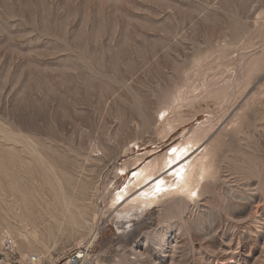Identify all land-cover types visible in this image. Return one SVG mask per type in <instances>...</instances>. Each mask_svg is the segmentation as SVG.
I'll list each match as a JSON object with an SVG mask.
<instances>
[{"label": "rangeland", "instance_id": "rangeland-1", "mask_svg": "<svg viewBox=\"0 0 264 264\" xmlns=\"http://www.w3.org/2000/svg\"><path fill=\"white\" fill-rule=\"evenodd\" d=\"M143 167L176 185L121 205ZM18 187L98 218L38 223L31 250L0 218V246L10 232L45 264H264V0H0V204Z\"/></svg>", "mask_w": 264, "mask_h": 264}, {"label": "bare ground", "instance_id": "bare-ground-1", "mask_svg": "<svg viewBox=\"0 0 264 264\" xmlns=\"http://www.w3.org/2000/svg\"><path fill=\"white\" fill-rule=\"evenodd\" d=\"M191 142H193V141H188L187 146L186 145H184V146H186L187 148L190 147ZM181 144H183V143H181ZM186 147L178 148L176 146L173 149V152H174L173 154L174 155L172 157H170V159L168 158L169 161H166L165 164L160 165V166H159V164H157L159 167H157V166H155V167L156 168H159L158 170L164 169L165 167H169L170 165H172L171 164L172 162H174L175 160L177 161L179 158H181L185 154L186 149H187ZM166 157H169V156H165V158ZM193 161L194 162L188 161L189 163H187V165L186 164H183V165H181L178 168L177 171H174V174H176L178 176V183L177 184L180 183V186H182V187L184 185L185 186L187 185L186 184V181H187L188 175H189L190 171H192V169L195 167L194 165L197 166V164H204L205 163V157H202L200 159H197L196 161L195 160H193ZM186 167H187V170H186ZM150 168H152L151 165H150ZM145 170H146L145 167H143V168H141L137 172L138 178L142 177V175L144 174ZM154 170L156 171V169H154ZM144 176L142 177L143 180H144V182H146L147 180L153 178L152 175H150V174L148 176L147 175H144ZM158 177H159V175H157L155 178H153L151 180V182L148 183V185L146 187L144 186L143 189H142V191L139 192L138 194L135 193L136 195L127 197V194L129 192V188L127 187L123 192H121V193H119V195H117V198L116 199L118 201H122L123 200L121 205H127V206L128 205L135 206V205H137L139 203L140 204L153 205L154 203H156L157 201H159L160 195L164 194L166 192V190L168 191L169 189H172L173 184H175V183H172V184L167 183L166 178H165L166 176H163L160 179H158ZM137 182H138V180H137ZM142 183H143V181H142ZM77 186H76V188L73 186L75 188L74 190H77ZM141 186H142V184H141ZM10 187L11 186H8L7 189L9 190ZM175 187H177V186H175ZM4 188L5 189L3 191L5 192L6 187H4ZM54 188L55 187H53V190H54ZM62 188H63V186L61 187V189ZM64 188H65V186H64ZM138 188H140V187H138ZM19 189L21 190V188H19ZM78 190H81L80 192L84 193V191H82L83 189H80V187H79ZM9 191L11 192V190H9ZM22 191L23 190H21L20 194L21 195L22 194L24 195L25 193H22ZM48 191H50V190H48ZM51 191L49 193H51ZM65 191H66V189H65ZM6 192H7V190H6ZM15 192H17V191H15ZM80 192L78 191V194ZM16 195H18L16 197H19V194L18 193H16ZM23 195H22V200L23 199L24 200L22 202H20V203L6 201L7 199L4 200L5 202L2 203V204H0V218L2 219V222H6V224L7 223L9 224V222H12V220H9L10 219V217H9L10 216V213L11 212L15 213V214L12 213L15 217L17 216L13 220V222L15 223V225L12 224L10 226H15L14 228L17 229V231H18V233L20 235L19 237H20V239H22L23 244L25 245V247L26 246L29 247V248L31 247L30 250L32 249V246L35 243H39L40 242V239H39V231L40 230L38 229V227H39L38 226V223H41V222L44 223V222H46L50 226H57V227H61V228H66V226L68 224H71L72 226H76L77 229L79 230V228H83V227H85V225H90V221L92 219L95 220L97 218V216L95 214L94 215L93 214L91 215V212H92L91 211V205H90V203L87 202L88 199L86 200V198H88V197H86L85 199L83 198L81 200V199L78 198L79 196L78 197L76 196L77 198L76 197H73V196L70 197L69 195H67V194L64 193L61 198H60L61 195H57V196H59V197H57L54 194V198L52 199V197H51L52 200H45V198L43 197L44 200L42 198V200L41 201L39 200V202H37L38 199L36 200V198H35L36 202H34V201L33 202H30L31 200L30 201L28 200L29 197H28V199L27 198H23L24 197ZM25 196L27 197L28 195H25ZM41 196H43V195H41ZM2 197H3V195H1L0 200H2L5 196L3 198ZM2 202H3V200H2ZM18 202H19V200H18ZM131 208H133V207H131ZM38 214L41 217H39ZM123 215H124V213H123ZM128 215H130V213ZM128 215H126V216H128ZM47 216H49L48 219H47ZM94 216H95V218H94ZM8 217H9V219H8ZM133 217H135V216H133ZM125 218H124V220H125ZM120 219L122 220V218H120ZM126 222H128V221H126ZM8 229H10V227ZM92 232H93V236H92V240H91V245L96 240V238L98 237V234H99V232H97L96 230L95 231L92 230ZM7 233H10V232H7ZM43 235H44V233H43ZM41 236H40V238H41ZM45 239L46 238L44 237V241H43V238H41V240L43 242H45V244H46ZM38 245H40V244H38ZM22 252H23V250H22ZM41 252H43V251H40L39 253H41ZM28 254H27V252L26 253L25 252L22 253L23 256H27ZM42 257L43 256H41V258ZM42 259L39 262H36V263H33V264H41ZM25 264H29V263H25Z\"/></svg>", "mask_w": 264, "mask_h": 264}, {"label": "built area", "instance_id": "built-area-1", "mask_svg": "<svg viewBox=\"0 0 264 264\" xmlns=\"http://www.w3.org/2000/svg\"><path fill=\"white\" fill-rule=\"evenodd\" d=\"M41 259L40 255L36 253L24 257L18 249L17 239L10 233H3L0 246V264H33ZM41 264L45 263L41 261ZM52 264H93V261L89 256V251L80 248L61 259L55 260Z\"/></svg>", "mask_w": 264, "mask_h": 264}]
</instances>
